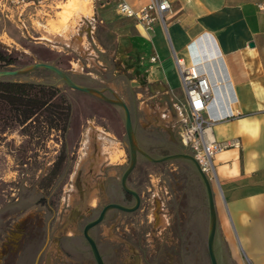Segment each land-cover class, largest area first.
Wrapping results in <instances>:
<instances>
[{"label": "rangeland", "instance_id": "obj_1", "mask_svg": "<svg viewBox=\"0 0 264 264\" xmlns=\"http://www.w3.org/2000/svg\"><path fill=\"white\" fill-rule=\"evenodd\" d=\"M118 3L119 0H0V70L20 69L40 61L34 46L48 47L56 53L50 62L76 83L103 89L108 96H120L127 101L138 145L152 157L182 151L153 117H145L160 112L156 107L153 110L152 107L140 108V101L146 99L147 92L141 88L138 97V89L129 85L128 77L114 73L113 51L119 52V43L117 26L113 23H133L118 17ZM107 11L116 15L112 24L99 20L101 12ZM154 41L159 48L163 47L159 39ZM99 59L101 64L97 62ZM159 59L170 88L175 93L180 92L172 54L163 47ZM0 81L53 87L64 100L63 104L71 106L68 121L67 116H45L47 111L25 123L12 116L0 119V264H36L37 260L38 264H47L43 256L54 255L60 247L86 250L88 246L82 245L85 239L81 231L83 225L98 213L99 182L106 178L118 187L114 175L119 176L130 163L122 108L71 88L58 74L46 68L2 75ZM93 100L101 101L104 107L90 106ZM161 112L167 114L168 110L164 107ZM74 121L80 123L79 133L72 125ZM91 125L114 136L118 147L114 148L116 164L102 167L92 161L88 165V129ZM111 172L113 174H109ZM208 178L217 217L218 264H258L257 232L237 229L240 245L215 176ZM78 183L84 190L82 200ZM130 183L139 192L170 195V213L174 215L169 218L171 224L175 221L174 230L177 229L176 210H180V215L184 213L180 226V229L184 228L181 233L184 255L180 250L179 256H171L168 264H210L208 197L194 164L184 158L155 162L138 155ZM86 204L94 208L92 212L83 221H73L70 208L74 206L83 211ZM155 210L156 214L152 212L150 218L165 225L166 216L158 214V208ZM139 224L146 226L149 223ZM71 225L77 228L74 230ZM98 228L94 226L90 230L97 240L101 236ZM48 262L59 264L50 262V258Z\"/></svg>", "mask_w": 264, "mask_h": 264}, {"label": "crops", "instance_id": "obj_2", "mask_svg": "<svg viewBox=\"0 0 264 264\" xmlns=\"http://www.w3.org/2000/svg\"><path fill=\"white\" fill-rule=\"evenodd\" d=\"M126 1L135 8L148 2ZM170 3L165 26L158 22L148 31L118 12L119 18L133 23L115 24L114 12H101V22L117 26L119 52L111 54L115 56L114 73L127 76L129 85L138 89V97L139 90L147 92L140 108L156 107L160 112L145 117H153L169 133L173 144L180 147L176 138L180 114L173 100L182 92L181 87L175 93L169 86L159 59L163 47L173 58L175 52L184 60L199 64L208 75L214 84L213 112L231 110L233 114L215 122V136L219 140L232 137L240 140L238 147L215 154L217 186L236 235L237 229L257 232L260 250L257 263L264 264V0H170ZM155 39L163 47L159 48ZM250 42L254 45L250 46ZM153 54L157 55L158 63L150 61ZM97 62L102 63L100 59ZM108 88L113 90L111 86ZM164 107L167 114L161 112ZM88 131V165L92 161L102 167L116 164L114 148L118 147L114 136L94 125ZM182 151L187 152L184 148ZM237 239L241 245L238 235Z\"/></svg>", "mask_w": 264, "mask_h": 264}, {"label": "flooded vegetation", "instance_id": "obj_3", "mask_svg": "<svg viewBox=\"0 0 264 264\" xmlns=\"http://www.w3.org/2000/svg\"><path fill=\"white\" fill-rule=\"evenodd\" d=\"M138 155L144 156L141 153H138ZM144 157L147 158L146 156ZM134 168L132 169V171L134 170ZM124 171L119 176L114 175L118 179V187L115 183L106 180V178L104 179V181L106 180L105 183H103L104 181L99 182L100 189L97 195L98 213L95 218H97L103 208L109 204H119L126 208H133L136 206L131 210H124L115 206L108 207L105 210L101 221L94 225L99 227L98 231L101 235L99 237V240L95 239L90 231L94 226H92L88 230L89 234L92 236L96 243L101 263L168 264L171 256H179L180 250L181 255L183 256L185 244L184 240H182L183 236L181 233L184 232V228L180 229V226L183 222L181 216H184V213L180 215V210H176L175 216L177 218V229L174 230L173 228L175 227V221H172V224L170 223V218L174 215L173 213H170V195L166 194L165 196L154 194L153 192H139L137 187L130 183V175L132 173L131 171L127 175L125 182L127 187L136 192V197L134 194L127 192L122 186L121 182ZM77 187L79 190L80 199L82 200L84 194L82 192V189L80 188L79 183ZM148 190L151 189L149 188ZM166 193H168V191ZM157 208L159 210L158 214L166 216L165 225L156 223L154 217L150 218V214L152 212L156 214V210L154 211V209ZM93 209L87 204L85 205V210L83 211H80V209H77L73 206L72 208H70V216L73 221L77 220L78 223L80 221H83L92 212ZM91 220H88L82 227L81 232L83 237V229L85 225ZM143 222H147L149 224H147L146 226H141V224L139 223ZM71 227L74 230L77 228L76 226L72 225ZM74 233L75 232L71 233L70 235L72 236L74 235ZM84 241L85 243H82V245L88 246L86 250L81 248H75V250H64L60 247L54 255L51 254L47 257V255L45 254L43 258L46 259L47 264H49V258L50 262L55 261L59 262V264H99L91 249L90 244L86 239ZM213 246L217 257L216 233ZM37 261L39 262V260ZM37 261L36 264H38Z\"/></svg>", "mask_w": 264, "mask_h": 264}, {"label": "built area", "instance_id": "obj_4", "mask_svg": "<svg viewBox=\"0 0 264 264\" xmlns=\"http://www.w3.org/2000/svg\"><path fill=\"white\" fill-rule=\"evenodd\" d=\"M170 10V0H148L138 8L126 0H119L117 6V12L121 17L134 19L146 31L151 30L158 22L165 26V18ZM173 55L182 92L173 100L180 114L176 123V138L181 147L195 158L202 171L208 177H213L215 154L240 145L239 138L219 140L214 132V124L217 120L233 114L231 110L213 112L214 84L208 75L199 68V64H187L175 52ZM150 61L158 63L157 55H151Z\"/></svg>", "mask_w": 264, "mask_h": 264}, {"label": "water", "instance_id": "obj_5", "mask_svg": "<svg viewBox=\"0 0 264 264\" xmlns=\"http://www.w3.org/2000/svg\"><path fill=\"white\" fill-rule=\"evenodd\" d=\"M249 45L253 46L254 43L250 42ZM39 67L54 71L71 88H73L75 90H79L81 92L92 94L94 96H97L98 98H100L101 100H103L105 102H108V103L116 105V106H120L122 108V110L124 112V127H125V132H126V136H127V140H128V145H129L130 163L122 175V182L121 183H122L123 188L127 192H130L137 197L136 192L126 186L125 181H126L127 175L132 171V169L135 167V165L137 163L138 153L143 154L149 160H152V161H162V160L173 159V158H184V159L190 160L194 164L197 172L199 173L200 177L202 178V180L204 182L206 192H207V197H208V206H209V229H208V234H207L208 254H209L211 264H218V260H217V257H216L215 251H214V246H213L214 237H215V233H216V227H217V217H216V209H215V205H214L212 187H211V183H210V180H209L207 174L202 171V169L200 168V166H199L198 162L195 160V158L190 153L183 152V151L175 152L172 154H167V155H164L161 157H156V158L152 157L151 155H149L147 152H145L144 149H142L138 145V142H137V139L135 136V132H134V128H133L131 110L124 100H122L118 96H115V98L108 96L105 93V90H103V89L88 86V85H81V84L76 83L69 76V74H67L64 70H62L61 68H59L58 66H56L55 64H53L51 62L36 61L33 64H31L27 67H24V68L0 70V76L21 74V73H25V72L31 71V70L39 68ZM166 97H168V96L166 95ZM111 206H115V207H118V208H121L124 210H131V209H134L136 207L135 206L133 208H126V207H123L119 204H109L103 208V210L101 211V213L99 214V216L97 218L89 221L85 225V227L83 229V235H84L85 239L88 241V243L90 244L91 249H92V251H93V253H94L99 264H102V263H101V259H100V256H99V253L97 250V246H96L94 239L89 234L88 230L92 226L96 225L97 223H99L101 221L105 210Z\"/></svg>", "mask_w": 264, "mask_h": 264}, {"label": "trees", "instance_id": "obj_6", "mask_svg": "<svg viewBox=\"0 0 264 264\" xmlns=\"http://www.w3.org/2000/svg\"><path fill=\"white\" fill-rule=\"evenodd\" d=\"M34 51L40 61L50 62L56 53L45 46H34ZM64 100L57 89L40 83H26L18 81H0V119L12 116L20 123H25L41 112L45 116H70L71 106L63 104ZM92 107L103 108L102 102L91 101ZM75 123V124H74ZM75 132H80V123L74 121Z\"/></svg>", "mask_w": 264, "mask_h": 264}]
</instances>
